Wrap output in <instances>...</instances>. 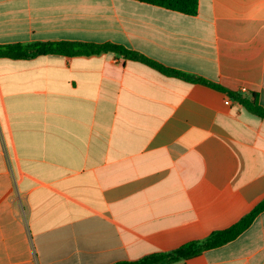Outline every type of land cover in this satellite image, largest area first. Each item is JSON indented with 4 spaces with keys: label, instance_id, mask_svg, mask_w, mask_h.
<instances>
[{
    "label": "crops",
    "instance_id": "1",
    "mask_svg": "<svg viewBox=\"0 0 264 264\" xmlns=\"http://www.w3.org/2000/svg\"><path fill=\"white\" fill-rule=\"evenodd\" d=\"M124 46L264 109V0H0V46ZM264 200V119L114 53L0 58V264H116L226 230ZM177 264H264V212Z\"/></svg>",
    "mask_w": 264,
    "mask_h": 264
},
{
    "label": "trees",
    "instance_id": "2",
    "mask_svg": "<svg viewBox=\"0 0 264 264\" xmlns=\"http://www.w3.org/2000/svg\"><path fill=\"white\" fill-rule=\"evenodd\" d=\"M141 3L162 7L171 11L179 12L187 16L198 14L199 0H135ZM114 53L125 60L135 61L149 66L159 73L180 79L193 84H202L227 94L237 101L250 113L264 119V109L259 105L256 95L251 98L230 91L220 85L206 79L193 76L178 70L167 68L158 62L151 60L137 52L128 50L124 46L104 43L95 44L87 42L56 41V42H33L27 44H10L0 46V58L11 60H30L47 55H60L66 57L92 56ZM264 212V200L243 217L232 227L212 233L207 239L192 242L171 252L156 253L146 256L137 261H123L116 264H177L200 255L202 252L221 247L246 231L255 219Z\"/></svg>",
    "mask_w": 264,
    "mask_h": 264
}]
</instances>
